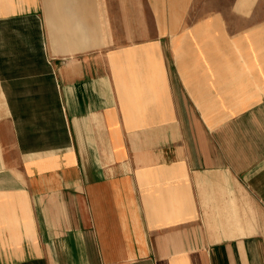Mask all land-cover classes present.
<instances>
[{"label": "crops", "instance_id": "1", "mask_svg": "<svg viewBox=\"0 0 264 264\" xmlns=\"http://www.w3.org/2000/svg\"><path fill=\"white\" fill-rule=\"evenodd\" d=\"M158 2L0 0V264H264V25Z\"/></svg>", "mask_w": 264, "mask_h": 264}, {"label": "rangeland", "instance_id": "2", "mask_svg": "<svg viewBox=\"0 0 264 264\" xmlns=\"http://www.w3.org/2000/svg\"><path fill=\"white\" fill-rule=\"evenodd\" d=\"M191 6L189 14L198 15H216L223 14L226 16V25L230 31L248 30L255 25H264V0H190ZM150 3V0H148ZM155 6L148 5V13H152L158 5V0H153ZM164 12L173 14L174 10H178L177 0H160ZM160 8V9H161ZM251 15L254 17H246ZM245 16V17H240ZM261 22L257 24L258 21Z\"/></svg>", "mask_w": 264, "mask_h": 264}]
</instances>
